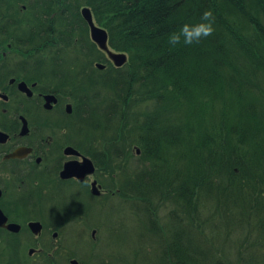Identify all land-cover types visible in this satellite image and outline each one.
I'll use <instances>...</instances> for the list:
<instances>
[{
	"label": "trees",
	"instance_id": "16d2710c",
	"mask_svg": "<svg viewBox=\"0 0 264 264\" xmlns=\"http://www.w3.org/2000/svg\"><path fill=\"white\" fill-rule=\"evenodd\" d=\"M83 6L107 30L111 48L128 54L124 67L88 73L101 51ZM205 10L214 14V34L170 47L168 35L199 22ZM2 17L4 47L27 48L21 63L36 57L66 81L57 87L73 91L84 152L145 219L147 240L125 264H138L140 255L147 257L143 264H240L250 250L258 262L264 0H0V26ZM227 244L236 245V260Z\"/></svg>",
	"mask_w": 264,
	"mask_h": 264
},
{
	"label": "flooded vegetation",
	"instance_id": "af4514ba",
	"mask_svg": "<svg viewBox=\"0 0 264 264\" xmlns=\"http://www.w3.org/2000/svg\"><path fill=\"white\" fill-rule=\"evenodd\" d=\"M7 20L15 31V19ZM4 25L2 17L0 39ZM20 52L0 40V264H58L68 257L69 228L83 222V209L67 205L68 190L94 198L107 188L96 164L82 180L61 176L88 153L73 91L54 88L60 81L44 63H21Z\"/></svg>",
	"mask_w": 264,
	"mask_h": 264
},
{
	"label": "rangeland",
	"instance_id": "374dc122",
	"mask_svg": "<svg viewBox=\"0 0 264 264\" xmlns=\"http://www.w3.org/2000/svg\"><path fill=\"white\" fill-rule=\"evenodd\" d=\"M76 198L75 193L72 190H68V195L66 197L67 205L71 206V200ZM118 203V200H115V204ZM115 210L112 212L113 214L110 216L111 212L108 209L107 211L103 212L101 216L97 213L94 216L95 220H98L100 217L108 218L107 224L99 223L100 224V234L97 242V250H103L105 253H111L112 259L115 262H124L127 261L128 263L133 262L135 259L131 257L122 258L121 256H125L124 252H128L127 255L132 254V250L141 246V241H146L148 237V231L145 223V219L143 216L139 214H134L132 209L127 206H121L119 208L114 207ZM163 213H167L166 210H162ZM140 221H143L145 225H142ZM91 231V230H90ZM89 231V236H90ZM111 232V234H110ZM98 234V232L96 233ZM82 236L83 232H82ZM150 242H153L152 238H149ZM77 248L80 251H91L89 245H83L81 243H77ZM225 251L233 254L232 248L225 246ZM95 250V247H94ZM257 256H259L258 262L251 259L249 256H243L240 259V264H264V249H260ZM77 252L78 255L82 257L88 258V255L83 252Z\"/></svg>",
	"mask_w": 264,
	"mask_h": 264
},
{
	"label": "water",
	"instance_id": "95a60500",
	"mask_svg": "<svg viewBox=\"0 0 264 264\" xmlns=\"http://www.w3.org/2000/svg\"><path fill=\"white\" fill-rule=\"evenodd\" d=\"M81 11L84 18L89 23L92 39L98 43L101 49L107 51V53L113 59L116 65L118 66L123 65L127 61V55L125 53H118L109 49L108 33L104 28L98 26L94 22L90 8L83 7ZM72 152L77 153L76 151H72ZM83 160L84 161L82 163L81 162L66 163L65 168L61 173V176L64 178H70L76 176L80 179H83L88 173H91L93 171V164L91 160L87 157H84ZM94 188H96L95 185ZM94 191L98 192L96 189H94ZM73 264H78V262L76 260H73Z\"/></svg>",
	"mask_w": 264,
	"mask_h": 264
},
{
	"label": "clouds",
	"instance_id": "9594fccd",
	"mask_svg": "<svg viewBox=\"0 0 264 264\" xmlns=\"http://www.w3.org/2000/svg\"><path fill=\"white\" fill-rule=\"evenodd\" d=\"M215 32V17L211 10H205L199 18V22L185 23L178 31L172 32L167 37L170 47L192 46L212 36Z\"/></svg>",
	"mask_w": 264,
	"mask_h": 264
}]
</instances>
